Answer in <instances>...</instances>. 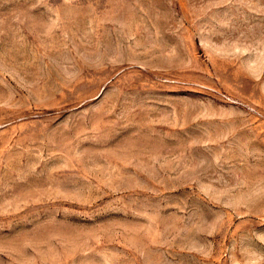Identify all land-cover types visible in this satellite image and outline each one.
<instances>
[{"label": "rangeland", "instance_id": "374dc122", "mask_svg": "<svg viewBox=\"0 0 264 264\" xmlns=\"http://www.w3.org/2000/svg\"><path fill=\"white\" fill-rule=\"evenodd\" d=\"M0 264H264V0H0Z\"/></svg>", "mask_w": 264, "mask_h": 264}]
</instances>
